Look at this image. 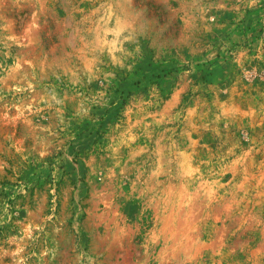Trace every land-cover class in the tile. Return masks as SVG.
<instances>
[{
	"label": "rangeland",
	"instance_id": "obj_1",
	"mask_svg": "<svg viewBox=\"0 0 264 264\" xmlns=\"http://www.w3.org/2000/svg\"><path fill=\"white\" fill-rule=\"evenodd\" d=\"M0 264H264V0H0Z\"/></svg>",
	"mask_w": 264,
	"mask_h": 264
}]
</instances>
